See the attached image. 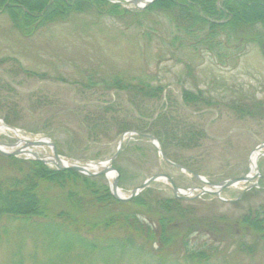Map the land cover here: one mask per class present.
I'll return each instance as SVG.
<instances>
[{
    "label": "rangeland",
    "instance_id": "rangeland-1",
    "mask_svg": "<svg viewBox=\"0 0 264 264\" xmlns=\"http://www.w3.org/2000/svg\"><path fill=\"white\" fill-rule=\"evenodd\" d=\"M122 7L133 9L125 4ZM152 19L156 21L155 25L151 23L154 33L164 40L155 36L144 40L141 29H125L121 21L105 15L96 24L89 16L56 22L24 38L12 29L6 16L0 15V120L5 123L7 117L11 121L8 126L16 128L20 137L51 141L57 154L68 161H105L115 153L123 133L137 132L155 137L168 159L208 182L218 183L245 174L251 153L264 143V57L255 46L219 62L205 52L179 51L167 41L172 31L162 16ZM113 76L160 86L162 97L141 102L136 109L128 100L129 94L106 87L105 81ZM184 91L200 92L203 99L195 104L185 103L181 98ZM170 123L182 127L171 132ZM125 127L129 130L119 134ZM183 132H190L188 145L179 141ZM14 141L12 133L0 130V143ZM36 151L48 154L49 148ZM113 167L119 173L118 188L124 196L158 173L169 176L181 190L202 187L189 174L163 163L149 141L134 134L124 137ZM257 168L263 175L264 157L258 160ZM26 172L23 164L0 156V181L19 179ZM104 180L109 188L108 180ZM257 184L258 189L244 193V185L225 189L221 193L223 201L211 196L183 200L180 207L186 212L182 219L215 220L224 216L233 221L255 208L264 216V178L258 179ZM40 189L52 217L62 209L71 211L62 205L64 197L53 185ZM138 196L153 200L171 197L172 192L164 182L157 181ZM87 200L83 202L84 215ZM4 208L1 202L0 264L159 262L144 251L137 254L119 248L121 240L125 244L126 232L120 229L118 207L106 212L113 214L110 218L117 219L119 226L114 222L104 225V210L97 219L99 226L93 227L94 219H87L79 228L86 235L83 236L95 243L91 251L77 245L69 250L60 248L42 229L28 224L41 225L42 219L8 217L1 214ZM202 234L193 232L185 241L197 250L209 238ZM229 235L221 247L235 241L234 234ZM155 236L157 239L158 234ZM180 246L179 242L177 247ZM234 248L235 245L231 246L228 254ZM180 256L166 255L161 264H189ZM238 260L240 264H264L259 250L253 256L238 255L234 262ZM219 262L223 264V259Z\"/></svg>",
    "mask_w": 264,
    "mask_h": 264
},
{
    "label": "trees",
    "instance_id": "trees-1",
    "mask_svg": "<svg viewBox=\"0 0 264 264\" xmlns=\"http://www.w3.org/2000/svg\"><path fill=\"white\" fill-rule=\"evenodd\" d=\"M0 15L6 16L12 29L24 38L32 37L56 22L66 23L74 17L89 16L96 24L97 19L105 15L121 21L125 29H141L144 40L151 36L164 40L162 36H156L152 29L156 22L152 17L161 15L170 33L172 31L167 41L179 51L205 52L219 62L230 55L242 54L249 46H255L264 57V0H155L142 11L105 0H0ZM105 83L107 88L129 94L128 100L136 109L141 102H151L163 94L160 86L153 87L140 80L130 82L120 76H113ZM181 98L190 104L203 99L200 92L194 94L190 91H184ZM4 122L11 125L7 117ZM92 125L95 126L94 123ZM177 126L170 123V131L182 127ZM128 130L129 127L121 128L118 133ZM189 133L183 132L179 140L182 144L188 145ZM3 158L18 165L23 164L27 172L19 179H9L6 183L0 181V203L3 202L5 206L1 214L22 220L33 217L42 219L41 225L35 222L28 224L42 229L60 248L69 250L77 245L91 251L95 243L80 233L79 228L86 224L87 219H94L93 227L99 226L97 219L101 212H111L118 207L121 212L118 213L121 216L120 229L126 232L123 237L125 244H121V240L119 248L131 249L137 254L144 251L156 257L159 260L157 264L165 262L164 257L171 253L180 254L182 261L189 264H222L220 259H223V264H240L239 260L234 262L238 255L253 256L257 250L264 256V216L259 208L250 209L233 221L224 216L215 220L204 217L183 220L186 210L180 205L184 199L162 196L144 200L137 196L128 202L116 201L111 197L103 176L89 178L73 171H55L39 162ZM48 184L58 189L65 200L62 205L71 211L62 209L54 217L48 213L47 201L41 196L43 189H40ZM146 191L148 189L143 192ZM86 199L87 213L84 215L83 202ZM111 216L113 214L106 212L102 218L106 227L118 222ZM193 232L209 237L197 250L185 241ZM229 234H234L235 241L221 247ZM153 242L157 244L156 248ZM179 242L181 246L177 247ZM234 245L232 254H228L229 248Z\"/></svg>",
    "mask_w": 264,
    "mask_h": 264
},
{
    "label": "water",
    "instance_id": "water-1",
    "mask_svg": "<svg viewBox=\"0 0 264 264\" xmlns=\"http://www.w3.org/2000/svg\"><path fill=\"white\" fill-rule=\"evenodd\" d=\"M105 1L113 2V3L123 2L125 4H129V5L133 6L137 10H142L145 7H147L150 3H152L154 0H105ZM8 128H10V127H8ZM10 129H12V128H10ZM134 134L138 135V133H134ZM142 136L144 138L148 139L149 142L157 149L158 154L161 157L162 161H164L166 164L170 165L171 167L180 170V172H182V173L188 172L189 174H191V176L195 180L199 181L201 184H203L205 186V187H201L198 189L199 193L195 197H200L202 195H212V196L220 199V194L224 189L232 187V186H236L237 184H240V183L247 184L251 180H253L254 177H256V176L260 177L258 174H253L251 177L246 174L244 176H239L236 178L227 179V180H224V181L218 182V183L207 182L202 177H200L194 173H191L187 169L183 168L182 166H179V165L174 164V163L170 162L169 160H167L164 157V155L162 154V151L158 146V142H157L156 138H154L153 136H150V135H142ZM123 138H124V135H122L119 138V142H118L116 151L113 154V156H111L107 161H103V162H95V161H89V160L83 161V162L62 161L56 152V148H55L54 144L49 140H42V139L33 140V141L23 140L22 148H19L17 150L12 151V152H8V151L3 150L2 145L0 144V155L16 157L18 155L28 154L32 157V160L39 161L43 164H51L52 166L55 167V169L57 171H73V172H76V173H79V174H82V175L88 176V177H93V176H97V175H104L106 177L109 173L113 172L115 174V176L110 182V186H109L110 194L115 200H119V201H129V200L133 199L141 191L148 188L152 183H154L156 181H160V180L166 181L169 184V187L175 196L180 194V190L178 188H176V186L172 182L171 178L168 177L166 174L159 173V174H155V175H151V176L147 177L142 182L141 185L130 190L126 197L120 196V194L118 192L119 189L117 186L119 174L112 167V162L114 161V159L116 158V156L120 152V147H121ZM5 146L9 147L10 145L4 144V147ZM42 146L48 147L51 151L50 155L47 158L44 156H38L36 153L28 150L29 148H37V147H42ZM263 148H264V143H261L255 150L260 151ZM255 186H256L255 184L249 185L243 191L249 190ZM191 191L192 190H190V189L187 190V192H189V193H191Z\"/></svg>",
    "mask_w": 264,
    "mask_h": 264
},
{
    "label": "bare ground",
    "instance_id": "bare-ground-1",
    "mask_svg": "<svg viewBox=\"0 0 264 264\" xmlns=\"http://www.w3.org/2000/svg\"><path fill=\"white\" fill-rule=\"evenodd\" d=\"M0 130H2V127L0 126ZM264 154V151H262ZM262 156V155H259V153H257L256 151H254L251 156H250V160H249V168H250V174H254V171L256 169V164H257V160L258 158ZM113 177V174H108V178L109 180H111ZM120 196H123L122 193H119Z\"/></svg>",
    "mask_w": 264,
    "mask_h": 264
}]
</instances>
